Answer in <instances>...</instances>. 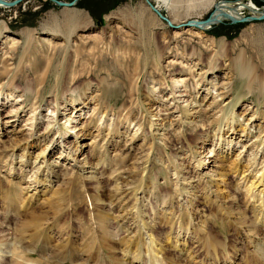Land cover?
Here are the masks:
<instances>
[{"label":"rangeland","instance_id":"obj_1","mask_svg":"<svg viewBox=\"0 0 264 264\" xmlns=\"http://www.w3.org/2000/svg\"><path fill=\"white\" fill-rule=\"evenodd\" d=\"M149 1L171 25L146 0H78L74 6L23 0L0 7L2 250L19 247L39 264H132L134 251L148 261L146 236L139 234L145 230L137 225L142 218L165 246L163 264H259L256 253L264 258L256 232L240 223V210L252 222L256 213L246 209L232 170L246 165L257 145V168L264 160V20L188 25L206 20L220 1L264 11V0H257L261 6L180 0L174 11ZM178 78L185 84L175 89ZM231 125L237 132L230 136ZM221 134L237 143L223 161L209 149ZM26 141L33 146L30 160L54 143L45 157L53 175L45 184L37 185L30 168L19 164L28 154ZM239 153L241 163L235 162ZM182 187L187 192L178 196ZM162 192L175 194V214L159 206ZM154 206L166 212L154 219ZM179 215L197 226L206 222L226 249L184 231L186 250L179 251L181 243L172 247L179 231L170 233L171 243L166 236L169 227L183 224Z\"/></svg>","mask_w":264,"mask_h":264},{"label":"bare ground","instance_id":"obj_2","mask_svg":"<svg viewBox=\"0 0 264 264\" xmlns=\"http://www.w3.org/2000/svg\"><path fill=\"white\" fill-rule=\"evenodd\" d=\"M158 1H161L162 3H163V5L165 6V7H167L168 9L169 8H171V10L172 11H174L176 8H177V4L178 3H180V0H158ZM236 3V2H235ZM210 4H212V2L209 0V5ZM250 4V3H249ZM251 5V4H250ZM2 5L0 4V7H1ZM219 6H221L222 8L220 9V8H218L217 9V11L215 12L216 13V19L218 18V19H220L222 16H221V14L222 13H224V12H226V13H228V15H231L232 17H234V18H241V16H242V13L243 12H241L242 10H244L245 9V7H244V5H242V4H240V3H236V4H233V3H222V4H220ZM251 8H253L252 10H255V11H257V14L259 15V14H261V11L260 10H257V8L255 7V5L254 4H252V6H250ZM220 12V13H219ZM81 18H82V16H81ZM83 19H84V15H83ZM76 27V26H75ZM206 26H203L201 29H206L205 28ZM199 28V27H198ZM208 28V27H207ZM12 40V39H11ZM14 40V39H13ZM48 40V39H47ZM238 68H240V67H238ZM239 70V69H238ZM240 74H242V76H246L247 74H248V69L246 68V67H242L241 69H240ZM250 72V71H249ZM251 75V74H250ZM253 75V74H252ZM249 76V75H248ZM174 88L175 89H177V88H179L180 87V85H183V84H185V82H184V79L182 78V79H180L179 80V78H178V80H175L174 81ZM213 84V83H212ZM216 84V83H215ZM212 87V86H211ZM210 87V88H211ZM210 88H208V89H210ZM157 90L158 89H156V90H154V92H157ZM175 91H173L172 93H171V95H172V97L173 98H176L175 97ZM187 102H188V104H190V103H192L193 101L191 100V101H188L187 100ZM190 106V105H189ZM183 109H184V107H183ZM231 115V118H230V121H231V124H232V122H234L235 121V117H234V113H231L230 114ZM227 116V115H226ZM17 117V116H16ZM0 118H1V116H0ZM52 119H55V114H54V116H53V118ZM228 121L229 120V117L227 116L226 117V119H225V121ZM50 125H52V124H50ZM50 125H48V128L50 127ZM48 130L49 129H46V131L48 132ZM33 131L35 132L36 131V125H32L31 126V131H30V137L29 138H31L32 137V135H33ZM235 132H237L236 131V127L235 126H233V125H231L228 129H226V132L225 133H230V136H231V134L233 135ZM241 132L242 133H245L246 132V130L245 129H242L241 128ZM229 136V137H230ZM247 137L249 136L248 134L246 135ZM218 139H220V140H218L217 141V144L215 143L214 144V141H212L211 142V147L209 148V149H211V151H216L215 153V155H217V159L218 160H222L223 161V159H225V158H228L229 157V155L231 154V153H233V151H234V148H236L235 146L237 145V143L236 144H234V142H233V140H232V138L231 139H227V138H225L224 137V135L223 134H221L220 136H219V138ZM29 140V139H28ZM254 141H256V140H254ZM253 141V142H254ZM30 142V141H29ZM51 144H48L47 146H45L44 147V149L42 150V152H40L37 156H35L34 157V159L33 160H30V156H31V154H30V152H29V150H31L32 148H33V146L30 144V143H28V141H26L25 142V145H24V147H22V151L24 152V151H27V155H25V154H21L20 155V162H19V164H20V166H22L23 168L26 166V167H29L30 168V172H31V176L29 177V178H33V180H35V183H37V185H41V184H45V183H47V179L49 178V177H51V175H53V171L49 168V166L47 165V162H46V159H45V157H46V155H47V148H49L50 146L49 145H52V146H54V143H52V142H50ZM200 143H201V145L203 146V147H206V144H208V141L206 140V139H200ZM252 143V142H251ZM264 143V138H263V140H262V144ZM59 144H61V143H57V145H59ZM255 145H257V144H253V146L252 147H254L255 148ZM259 145H261V144H259ZM216 146H218V148L215 150V147ZM62 147H63V145H62ZM246 147V145H244L243 146V148H245ZM61 148V147H60ZM78 148H76V150H77ZM258 149V145L256 146V148L255 149H253V151H252V153H251V155H248V158L250 157V160H248V163L246 164V165H244V166H234V168L232 169L233 170V173H234V176H233V178L234 177H237L235 180H237V183H236V188H238V189H241L242 190V188H243V190H245V192H243L244 193V195H245V197H246V200H245V205H246V209L247 210H251L254 214L256 213V221H254V222H252L251 221V219H250V217L248 218L247 217V215H246V212L244 211V210H240V214H241V220L243 221V222H241V220H240V223H242L243 225H247V226H249V228L251 227V229L250 230H252L253 229V231H255L256 232V235H257V237H256V239H257V243H258V245H260V242L261 243H263L262 245L264 246V160L262 161V162H260V163H258V164H261V167H259V168H257V162H256V157H257V155H258V152H259V149ZM62 150V149H61ZM64 151V150H63ZM240 154L241 153H239L237 156H236V158H235V162H239V163H241L240 161L242 160V158H240ZM252 155H254V159H253V162H251V156ZM40 157H42V161H41V158ZM8 158H10L11 159V164H13V161H14V154L13 153H11V154H9L8 155ZM19 158V157H18ZM247 162V159H245L244 158V162ZM6 164H7V161H6ZM22 168V169H23ZM80 169H83V167L82 166H80ZM11 172H12V167L9 169ZM246 172H248L247 174H246ZM145 173V172H144ZM222 174V173H221ZM176 175L177 176H179V173L178 172H176ZM237 175V176H236ZM241 176V177H240ZM223 178H222V183H225V177H226V174H223V176H222ZM39 178V179H38ZM178 178V177H177ZM220 179V178H219ZM179 180V179H178ZM140 181H141V179H140ZM141 182H143V181H141ZM146 184V183H145ZM169 184V183H168ZM167 184V185H168ZM200 184V183H199ZM17 185V184H16ZM260 185H262L263 186V188L261 189V190H257L256 188L258 187V186H260ZM219 188V186H217V189ZM35 190H37L38 188H37V186H35V188H34ZM217 189H215V190H217ZM187 189L186 188H184V187H182V188H180L179 190H178V196H183L184 194H185V191H186ZM219 191V190H218ZM217 191V192H218ZM258 191V192H257ZM187 192V191H186ZM174 195L175 194H172V193H168V192H162V193H160V196H158V197H160L161 198V200H162V203L160 204L159 203V206H166V205H168V212H170L171 214L174 212V210H173V200H174ZM195 196V195H194ZM138 197V196H137ZM157 198V197H156ZM244 198V197H243ZM237 197H234V200H233V203L234 204H236V203H238L237 202ZM160 200V199H159ZM157 201V200H156ZM188 201V200H187ZM190 201V200H189ZM142 202V201H141ZM24 203V202H23ZM136 203H138L137 202V199H135V203L134 204H136ZM158 203V202H157ZM22 204V203H21ZM140 204V203H139ZM244 204V203H243ZM142 206V205H141ZM241 206V205H240ZM134 207V206H133ZM140 207V206H139ZM185 208V207H184ZM241 208V207H240ZM137 209H138V207H137ZM186 209V208H185ZM245 209V210H246ZM136 210V209H135ZM151 212H152V215L150 216V217H153L154 219H156V216H158V215H160V214H163L164 212H166V210H164V207H156V206H154V207H152L151 208ZM246 210V211H247ZM248 211V212H249ZM167 212V213H168ZM251 212V213H252ZM139 215H140V210L138 209V212H137ZM136 213V215H138ZM174 214H175V212H174ZM191 214V213H190ZM239 214V215H240ZM253 214V215H254ZM139 215H138V217H139ZM250 214H248V216H249ZM141 216V215H140ZM142 217V216H141ZM179 217L182 219V221H183V218H182V216L181 215H179ZM254 217V216H253ZM122 219H125V220H123V221H126L127 219L126 218H122ZM129 219V218H128ZM250 219V220H249ZM139 222L140 223H142V224H137L140 228H142V229H144L145 230V233L143 234V233H141V232H139V234H140V238H142V237H144V236H146V238H142L143 240L145 239V242H147L146 243V247H147V250H146V253H147V256L149 257V259H148V261H146V260H144L145 259V257H144V259H143V257L141 258V256H142V253H141V251H134V256H133V258L131 259L132 260V264H161V262H162V255H163V253H164V251H165V246L164 245H162L161 243L160 244H157L156 243V241H155V235L152 237V235H151V233L153 232H149V230H150V228L148 229L147 227H146V224H147V222L145 223L144 221L145 220H143L142 218H139ZM185 220V219H184ZM253 220V219H252ZM188 221V220H187ZM192 221H193V219H189V222L188 223H186V222H184L183 221V224L180 226V227H178V228H173V225H172V227L170 228L169 227V229H171V231L169 232V234H168V236H166L167 237V241L166 242H169V243H171L172 241H174L173 239L172 240H170L171 238H170V233H172V232H177V231H179V232H177L176 234H177V238H175V241L173 242V245H175V246H172V247H174L175 249H178V246L180 245V243H181V245H183V248H181V249H179V251H182L183 249H185V247H186V244H187V242H185V239L183 238L184 236H186V235H191V234H194V232H198V233H201V235L203 234V237H204V239L206 240V244L208 243V246L210 245V246H212V247H216L217 245H215V244H213V243H211V242H215V243H217L218 245H220L221 247H224L225 249H226V246H224V244H226V243H222V242H220V241H218V240H216L217 238L215 237V236H213L212 237V232L211 231H207L208 230V228H207V230L205 229V227H204V225H206V222H203L202 224L203 225H199V226H197V225H194V224H192ZM204 221V220H203ZM251 221V222H250ZM103 222V221H102ZM138 222V221H137ZM172 222V221H171ZM123 223H125V222H122V225L121 226H123ZM128 224V223H127ZM258 224H261V229L259 228L260 226L258 225ZM107 225V224H106ZM2 226V225H1ZM259 226V227H258ZM150 227V226H149ZM211 227V226H210ZM124 228V227H123ZM139 228V229H140ZM247 228V227H246ZM142 229H141V231H142ZM148 229V230H147ZM153 229V228H152ZM249 230V231H250ZM181 231H184V233H185V235L182 237V241H181V235H182V233L183 232H181ZM259 231H260V234H258L259 233ZM191 232V233H190ZM251 232V231H250ZM258 232V233H257ZM118 233V232H117ZM154 233V232H153ZM183 233V234H184ZM3 234V230H2V228L0 227V236ZM194 235H196V234H194ZM216 235V234H215ZM254 235V234H253ZM197 236V235H196ZM190 237V236H189ZM216 238V239H215ZM160 240V239H159ZM171 241V242H170ZM1 243V242H0ZM164 243V242H163ZM168 243H166V245H167ZM139 245V244H138ZM171 245V244H170ZM7 247V246H6ZM12 248V246H8V248H4L3 250L0 248V264H5V262H6V264L8 263V262H10L9 264H39L40 262H38V261H36V260H34L33 258H32V256L31 255H28V254H21V249L18 247V248H15V249H11ZM215 249V248H214ZM222 249V248H221ZM186 250V249H185ZM184 251V250H183ZM188 251V250H187ZM226 251V250H225ZM168 252V251H167ZM223 252V251H222ZM169 253V252H168ZM189 253V252H188ZM167 254V253H166ZM256 256H257V262L259 263V264H264V258H263V255H261L260 253H256ZM256 256H254V257H256ZM164 258V257H163ZM172 258V257H171ZM253 258V257H252ZM173 261H174V259H173ZM180 261V260H179ZM255 262H256V260H255ZM256 262V263H257ZM130 263H131V261H130ZM129 263V264H130ZM172 263V262H171ZM247 263V262H246ZM162 264H163V262H162ZM173 264H179V263H176V262H173ZM182 264V263H181Z\"/></svg>","mask_w":264,"mask_h":264},{"label":"water","instance_id":"obj_3","mask_svg":"<svg viewBox=\"0 0 264 264\" xmlns=\"http://www.w3.org/2000/svg\"><path fill=\"white\" fill-rule=\"evenodd\" d=\"M23 0H12V1H9V0H0V4L2 6H15L17 5L18 3L22 2ZM51 2L55 3L56 5L58 6H74L78 3V0H74L70 3L68 2H63V1H59V0H50ZM148 2V4L150 5V7L152 8V10L159 16V18L165 20L168 24L171 25V22L170 20L165 17L162 12L159 10V8L155 7L149 0H146ZM223 2L220 1V3H218L215 7V11L206 19V20H192L188 23V25L190 26H194L196 28H202L203 26H206L205 28L207 27H210L212 25H215V24H218L220 22H222L224 19L226 20H230L231 22L233 23H238V22H247V21H256V20H264V11H261V14L259 15H256L257 14V11L255 10H252L253 8H251L249 5H246V4H242L244 5L245 8L249 9L252 13L251 16H248V17H241V18H234L232 17L231 15H228V13L224 12L221 14V18L220 19H216V11L218 8H222L221 6H219L220 4H222ZM220 13V12H219Z\"/></svg>","mask_w":264,"mask_h":264},{"label":"trees","instance_id":"obj_4","mask_svg":"<svg viewBox=\"0 0 264 264\" xmlns=\"http://www.w3.org/2000/svg\"><path fill=\"white\" fill-rule=\"evenodd\" d=\"M254 1H255V4H257L258 6H261V5H262V4H261L260 2H258L257 0H254ZM218 27H220V25H219V26H217V27H216V26H215V27H213V28H212V30H213V31H215V30H217V29H218Z\"/></svg>","mask_w":264,"mask_h":264}]
</instances>
